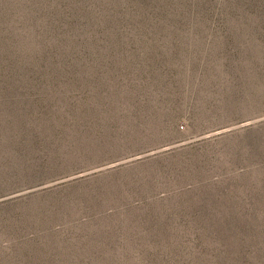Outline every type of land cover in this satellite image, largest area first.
Instances as JSON below:
<instances>
[{"label": "rangeland", "instance_id": "1", "mask_svg": "<svg viewBox=\"0 0 264 264\" xmlns=\"http://www.w3.org/2000/svg\"><path fill=\"white\" fill-rule=\"evenodd\" d=\"M0 264H264V0H0Z\"/></svg>", "mask_w": 264, "mask_h": 264}]
</instances>
